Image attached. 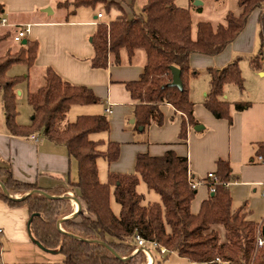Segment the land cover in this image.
Segmentation results:
<instances>
[{
  "label": "trees",
  "instance_id": "trees-1",
  "mask_svg": "<svg viewBox=\"0 0 264 264\" xmlns=\"http://www.w3.org/2000/svg\"><path fill=\"white\" fill-rule=\"evenodd\" d=\"M98 2L109 8L116 4L107 0H66L60 5L72 6L75 11L81 6L95 7ZM238 3L240 13L229 11L225 23L216 28L210 21H200L194 31L190 9L178 6L175 0H147L140 12L134 11L133 1L132 16L118 5L119 15L109 23L99 24L92 39V67H107L110 56L115 63H121L122 51L127 52L129 60L138 50L146 52L147 60L140 79L126 83L137 101L136 130H144L152 122L162 124L161 105L164 103L185 115L182 138H186L189 125L198 124L195 103L190 98L191 56L222 53L245 30L252 14L264 7V0H239ZM202 9V6L197 7L198 12ZM4 12L0 4V21ZM259 22L264 33V11L259 15ZM9 36L10 31L0 33V42ZM26 39V44H21L15 53L8 51L0 56V85L7 128L14 135L40 133L45 139L67 148L78 167V178L70 182V186L76 189V196L87 211V214L80 211L76 217L64 219L61 231L57 227L58 220L74 212L70 200L51 198L39 191L60 196L66 189H43L36 183L16 179L11 169L1 168L0 178L10 194H28L22 199H12L0 186V200L11 207L26 208L30 216L34 214L31 230L37 240L46 248L62 247L59 253L64 264H145L146 253L143 250L134 253L138 235L164 246L167 256L176 252L190 262L264 264V246H258L264 220L257 223L248 219L245 207L233 208L228 188L232 168L228 162L218 161L215 179L210 182V188L215 190L202 202L197 214L191 211L197 189L191 184L194 180L189 173L188 159L173 150L162 156L138 153L133 173L109 172L107 181L101 182L99 158L113 162L121 155L120 143L109 141L103 150V141L92 138L94 134L110 130L109 117L107 114L80 115L74 121L65 122L73 105L96 104L101 100L89 87L66 81L51 67L45 71L44 83L28 92V102L33 108L31 123L19 124L17 89L26 77L10 76L8 72L15 64L34 66L39 42ZM263 60L264 57H257L251 63L260 69ZM172 66L181 70L182 89L171 84ZM209 76L206 108L215 117L232 121L231 104L222 100V96L226 85L244 89L239 63L233 61L222 70L210 69ZM249 106L248 101L234 104L240 111ZM259 146L258 153L264 157V143ZM141 182L159 195V201L146 202L145 195L138 189ZM113 200L120 207L118 213L113 210ZM218 225L224 227V239H221ZM151 248L158 250V247ZM1 250L0 241V264H4Z\"/></svg>",
  "mask_w": 264,
  "mask_h": 264
},
{
  "label": "crops",
  "instance_id": "crops-1",
  "mask_svg": "<svg viewBox=\"0 0 264 264\" xmlns=\"http://www.w3.org/2000/svg\"><path fill=\"white\" fill-rule=\"evenodd\" d=\"M64 1L66 0H0L5 11L3 17L8 19L7 26H0V33L11 32L9 38L0 42L2 45L0 53L13 50L7 45L9 39L15 35L18 27L30 24L31 31L26 38L37 40L39 51L33 67L28 68L23 64L26 67L23 69V76L26 77L24 82L27 88L31 89V75L39 80L37 87L31 91L40 87L44 83L46 69L51 67L66 81L74 85L87 86L100 98L101 102L96 103L98 106L93 112L108 115L110 130L94 134L92 138L103 141L101 146L103 150L107 148L109 141H115L121 145L119 159L108 162L101 157L108 162L106 176L102 178L99 173L101 182L107 181L109 172L133 173L138 153L162 156L167 151L173 150L177 155L187 157L189 173L193 180L202 181V184L197 187V194L191 205V211L197 214L202 202L212 194L210 188L212 178H208L207 175L210 172L217 173L218 161L223 160L232 168L228 188L233 198V208L245 207L248 219L262 223L264 220V162L259 161L258 156L262 154L258 152L259 145L264 143V65L260 69L255 68L251 61L249 65L246 63L242 65L241 69L245 77L244 88L248 85L245 93H235L232 90L234 87L231 86L237 87L236 85L225 86L222 100L229 101L231 104L232 121L215 117L206 108L205 101L210 91L209 70H222L229 63L237 61L234 58V52L248 46L249 42L247 43L246 40L255 39L256 24L259 25L263 36L259 15L264 11V7L255 12L256 24L253 27V33H250L246 27L247 30L245 28L237 39L218 55L197 53L191 56L193 74L189 78L190 98L195 103L194 113L198 120L197 125L200 126L199 129H195L196 125H189L186 138H182L181 129L185 115L169 103L161 105L164 116L162 124L152 122L144 130L135 129L134 112L137 101L132 98L126 83L140 79L147 60L146 52L138 50L129 60L127 52L122 51L121 63H115L113 56H110L107 67H92L91 60L94 56L92 39L99 24L108 21L105 12L102 8H98V5L81 6L72 11V6L60 5ZM175 1L178 6L190 9L191 0ZM202 1L203 5L199 6L204 7L207 0ZM128 7L130 8L128 14L132 16L134 13L132 7L131 5ZM142 8L143 5L141 10ZM203 9L202 12H198L200 15L203 14ZM100 11L103 12L102 18L98 17ZM108 14H111V17L118 15L115 9L108 10ZM200 21L202 20H198L197 24ZM248 31L249 37L245 39ZM240 38L244 39L241 44ZM232 44L236 47H231ZM259 57H264L263 49ZM205 70L208 71L204 73ZM20 88L21 85L18 89ZM229 91L233 94L230 95ZM2 94L3 88L0 85V169H11L16 179L36 183L43 189L64 187L66 190L60 196L69 197L74 214L80 210L78 201L82 204L80 211L87 214L85 205L76 196V189L70 186V182L78 178L76 160L70 158L65 146L45 139L40 133H33L30 136L11 134L6 125ZM19 94L21 95L22 91H19ZM244 96L250 102V106L242 111L235 109L234 104L239 102L237 99ZM109 105L112 107L111 113L106 112ZM17 122L22 124L18 119ZM11 195L20 197V194ZM145 199L146 202H154L159 201L160 198L151 201L145 196ZM113 201L112 207L115 210ZM30 217L26 208L19 206L13 208L0 200V228L3 229L1 233L6 235L7 242L19 245L12 259L4 255L1 250L2 262L4 264H64L62 254L57 253L58 256L53 257L55 254L50 253L51 257H44L46 255L42 254L41 250L42 252L45 250L32 241L28 235ZM31 242L38 246V249L27 251L21 247V245L29 246ZM138 250L142 249H136L134 253ZM146 255L145 264H201L183 259L176 252L169 253L168 256L162 255L151 247ZM28 256L31 257L25 259Z\"/></svg>",
  "mask_w": 264,
  "mask_h": 264
},
{
  "label": "rangeland",
  "instance_id": "rangeland-1",
  "mask_svg": "<svg viewBox=\"0 0 264 264\" xmlns=\"http://www.w3.org/2000/svg\"><path fill=\"white\" fill-rule=\"evenodd\" d=\"M107 1H114L116 4L114 6H110V8H109V7H106V4H104L102 2L97 3L98 8H102L105 12L106 19L108 20L105 23H109L111 21V19L116 18V16L111 17V14H108L109 9H110V11L115 9V11L119 15V10H118V5H119V6L123 7V9H125V11H127V13H128V12H130V8L128 7V5H131L132 2L134 1L135 2V4H134L135 5V7H134L135 11L140 12L141 5H144L147 0H107ZM179 1L181 2V0H179ZM238 1L239 0H222V1L221 0L220 1L207 0L204 4L205 6L203 7L204 8L203 14L200 15L198 13V10H197V7L199 5H197L195 3V0L194 1L191 0L190 1V11H191V15H192L193 30L194 31L196 30L198 20L210 21L213 24V26L216 28L218 25L225 23V16L229 11L238 15L241 11V8L239 6ZM255 17H256V13L254 12L252 14V17H250V19L248 21L247 28L249 29L250 33H253V27L256 24ZM247 28H246V30H247ZM249 31L245 34V37H246L245 39H247V37H249V34H250ZM255 32H256V35H255L254 40L253 39L251 40V38H250V41L246 40L247 43L249 42L248 43L249 45L248 46L246 45V47H245L246 49L242 47L241 49L234 52V58L238 61L240 69H241L242 65H244V63L249 65V63H250L249 61H252V59H255V58L260 56V52H261L263 45H264V37L261 35L259 25H257V24L255 27ZM13 36L14 35H12V37L9 39V44H7L13 48V50H9L11 53H15L17 51L16 49L19 48L20 43H21V42L14 41ZM243 40H244L243 38H240L239 43L241 44V42ZM246 42H244V43H246ZM237 45L239 46V44H237ZM0 47H2V45H0ZM231 47H236V46H234V44H232ZM5 53L6 52L4 51V52H1L0 54L4 55ZM263 65H264V60H263ZM23 69H26L25 65L15 64L9 69L10 72H8V73L11 74L12 76L24 75ZM207 71L205 70L204 73H206ZM241 71H242V69H241ZM242 75H243V73H242ZM243 78L245 79L244 76H243ZM30 79H31L30 88L31 89L36 88L37 85L39 84V80H36L37 78L34 79L32 75H31ZM25 82L21 83L20 84L21 88L17 90V94H18L17 95V108H18V112H19L17 119L22 124H30L31 120H32V115H33V108L28 102V92L31 91V89L29 90L27 88V84ZM231 87H234V89L232 88V90H234L235 93H237V94H239L240 92L245 93L246 92L245 88L248 89V85L242 91L235 86H231ZM19 91H22L21 95L19 94ZM228 93L230 95L233 94L232 91H229ZM245 96L241 99H237V101H248ZM97 106H98V104L73 105L71 107V109L69 110V112L67 113L65 122L74 121L80 115H94L95 113L93 111H94L95 107H97ZM95 136H98V135H95ZM98 168H99L100 177L104 178L107 174L108 162L105 161L103 158L99 159ZM138 189L140 192L145 194L147 200L154 201L155 199L160 198V197H158V194L155 193L154 191H149L144 182H141ZM20 196H22V195H20ZM113 204H114V209H115L114 211L115 212H116V210L118 211L119 205L114 201H113ZM72 214H74V212ZM13 225H15V224L13 223ZM60 226L63 229L61 224H60ZM217 228L219 230L221 239H224L225 238L224 227L222 225H218ZM5 232H7V231H5ZM5 236H4V234L0 233V240L2 241L1 242L2 243V251H3L4 255H7L9 259H12L16 254V247H18L19 245L16 246V244H11V243L7 242L5 240ZM21 247H23V249H25L27 251L32 250V249H38V246H36L33 242H31L29 244V246H22L21 245ZM41 253L42 254L45 253L46 256H44V257H51L50 253H48V252H45V251L42 252V250H41ZM56 256H58V255L57 254L53 255V257H56ZM30 257L31 256H28L25 259H29Z\"/></svg>",
  "mask_w": 264,
  "mask_h": 264
},
{
  "label": "built area",
  "instance_id": "built-area-1",
  "mask_svg": "<svg viewBox=\"0 0 264 264\" xmlns=\"http://www.w3.org/2000/svg\"><path fill=\"white\" fill-rule=\"evenodd\" d=\"M98 17L102 18L103 17V12L100 11L98 13ZM8 25V19L6 17H2L1 21H0V26H7ZM31 31V25L27 24V25H23L17 28L16 33L14 35V40L17 42H21L23 39H25L27 37V35L30 33ZM264 37V35H263ZM263 52H264V47H263ZM107 113H111L112 112V107L111 105L108 106V108L106 109ZM258 159L260 162H264V157L263 155H259ZM208 178H212L215 179V173L210 172L208 173ZM192 187L196 188L198 186H200L202 184V181H192L191 182ZM214 192V187L211 189ZM3 231L2 228H0V233ZM137 239V248L136 249H142L146 254H148V250L150 249V247H158V251L160 254L164 255L167 252V249L158 244L156 241H147L145 238H143L142 236L138 235L136 236ZM258 246L259 247H263L264 246V239H263V235L261 234L259 236L258 239Z\"/></svg>",
  "mask_w": 264,
  "mask_h": 264
},
{
  "label": "water",
  "instance_id": "water-1",
  "mask_svg": "<svg viewBox=\"0 0 264 264\" xmlns=\"http://www.w3.org/2000/svg\"><path fill=\"white\" fill-rule=\"evenodd\" d=\"M195 3H196L197 5H203V1H202V0H195ZM26 42H27V39H24V40L22 41V44H26ZM171 69H172V73H173V80H172L171 84L174 85V86L179 87L180 89H182V88H183V82H182V79H181V70H180L178 67H176V66H172ZM199 126H200V125H196V126H195V129H199ZM0 186L2 187V189H3V191L6 193V195H7L8 197L12 198V199H22L23 197H25V196L28 194V193H27V194L22 195V196H20V197H13V196L9 193L8 189L5 187V185H4V183H3L2 180H0ZM39 192L42 193V194H44V195H46V196H48V197H51V198H59V197H63V198H68V199H69V197H67V196L51 195V194L46 193V192L43 191V190H41V191H39ZM75 199L78 200L77 198H75ZM78 203H79V209L81 210V208H82V204L80 203V201H78ZM80 210H79L78 212H80ZM78 212H76V213H75L73 216H71V217L60 218V219L58 220V222H57V227H58V229L61 230V231H63V229H62L61 226H60V224L62 223V221H63L64 219H69V218H72V217H74V216L76 217L77 214H78ZM33 217H34V214L31 215V217H30V219H29V222H28V232H29V235H30L32 241H33L36 245H38L41 249H43V250H45V251H47V252H49V253H52V254H57V253H59V252L61 251V248H62V247H59V248H57V249L46 248V247H45V246H44L39 240H37V239L34 237V235H33V233H32V230H31V221L33 220ZM262 235H263V239H264V227L262 228ZM110 249H111V248H110ZM111 250L115 253V251H114L113 249H111ZM116 255H117V254H116ZM124 259H125V258H124Z\"/></svg>",
  "mask_w": 264,
  "mask_h": 264
}]
</instances>
